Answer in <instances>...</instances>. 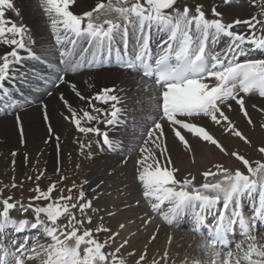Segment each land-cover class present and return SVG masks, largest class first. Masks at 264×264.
Returning a JSON list of instances; mask_svg holds the SVG:
<instances>
[{
  "label": "snow or ice",
  "instance_id": "6c2138e0",
  "mask_svg": "<svg viewBox=\"0 0 264 264\" xmlns=\"http://www.w3.org/2000/svg\"><path fill=\"white\" fill-rule=\"evenodd\" d=\"M231 2L232 0H224L225 4ZM41 3L55 34L56 43L62 46L59 65L48 64L51 74L40 78L45 84L51 83L53 87H59L60 84L69 83L66 79L68 74H75L84 67L99 68L111 61L113 52L115 63L120 68L140 73L142 81L147 78L150 82H145L142 86L154 90L152 98L157 100L159 119L148 130L144 146L140 148L142 156L137 160L136 179L143 187L144 197L152 201L151 210L159 213L168 225L191 212L195 225L193 231L203 235L200 229L205 225V213L215 211L222 201L223 210L219 212L215 224L208 229L210 243L202 246L208 249L214 261L221 258V253L214 251L218 245L228 249L223 264H264V245L259 244L258 236L254 234L257 222H264V162L257 160L253 166L243 155L233 152L231 155L242 161L247 174L240 169L232 170L223 164H215L214 170L209 169L201 174L204 182L197 186L194 183L196 177L191 173L183 179L177 178L179 169L172 166L163 127V123H167L174 136L189 151L191 145L182 134L185 132L214 145L225 155L228 154L220 142L197 123L203 118L217 126H223L226 132L248 142L235 128L225 110L230 111L231 102L234 101L243 115L248 117L241 93L255 92L264 97V59L244 62L237 60L238 55L246 54L243 48L245 44L264 50V27L259 29L262 34L256 35V25H264V20L252 16L249 20L237 19L225 23L222 13L216 11L215 7L211 10L212 18H209L203 5L190 8L185 4L181 7L178 0H99L92 10L83 14L70 10L75 0H41ZM252 4L258 6L259 14L264 16V0H252ZM7 10L19 15L13 0H0V45L11 49L0 56V100L11 95L6 83L16 79L17 65L22 64L25 59L21 50L27 52L32 59H40L28 47L33 41L26 28L8 19ZM242 23L253 30L250 35L233 30ZM153 31L164 33L167 37L159 45L160 51L155 58L150 47ZM130 32L134 40L131 47ZM222 37L228 38V47L219 52L209 50V42L217 43ZM81 42L89 47H82ZM117 42L120 46H117ZM92 48H95L94 52H91ZM105 54L107 59H101ZM70 86L78 97L89 101L92 111L80 110L78 113L61 96L71 113L68 119L74 122L80 133L102 136L103 145L116 150L119 145L109 138L107 132H101L99 127L82 126V121L85 124L95 121L117 125L123 111L117 106L121 98L111 94L114 89H104L98 93L96 100L103 104L113 102L112 110L107 112L94 107L90 103L92 98L84 97L75 84ZM51 94L49 91L48 95ZM17 103L13 101L6 106L15 107ZM248 122L252 123L250 118ZM84 147L86 145L81 144L82 151ZM259 151L264 153V147ZM209 178L213 182H209ZM76 187L73 185L69 188L68 195L61 193L54 198L52 194L56 190V183L49 185L46 190L37 186L34 189L37 194L31 200L46 202L42 206H36L30 201L25 207L22 202H11L12 197L0 201L3 205L0 210V234L8 228L15 232L26 228H42L46 238L51 241L32 248L19 244L14 251H9L0 243V264H26V261L32 259H39L40 264H126L123 256L118 254L128 243L127 240L114 251L105 250L111 247L110 241L115 240L118 232L101 241L98 234L111 233V229L102 224L96 228L84 227L85 223H92V217L87 216V211L92 208V201L86 199L81 188L73 202L72 192ZM245 200L252 208L250 220L243 214ZM166 204L168 206L165 210L163 206ZM29 209L34 213L35 222L28 219L16 220L11 216L13 210L25 213ZM77 212L80 219L77 218ZM61 218L66 223H60ZM234 226L239 227L244 237L243 241L235 243V251L228 240V234L234 233ZM124 227L125 225H120V228ZM242 244H246V247H242ZM145 258L146 252L139 257L137 264ZM161 259L167 264V251ZM150 264H160V261L153 259ZM192 264L199 262L193 261Z\"/></svg>",
  "mask_w": 264,
  "mask_h": 264
},
{
  "label": "bare ground",
  "instance_id": "6f19581e",
  "mask_svg": "<svg viewBox=\"0 0 264 264\" xmlns=\"http://www.w3.org/2000/svg\"><path fill=\"white\" fill-rule=\"evenodd\" d=\"M98 2L99 0H75L70 10L76 14H83L92 10ZM178 3L181 7L186 4L190 8L203 5V10L209 18H212L211 10L215 7L216 11L222 13L225 23H231L237 19L241 21L249 20L253 15L259 14L256 6L252 4V0H237V2L232 0L230 4H225L224 0H178ZM13 4L19 15L17 16L12 10H7L6 17L24 26L27 33H30L28 36H31L34 31L35 36L31 39L33 43L29 44L32 53L45 56L50 60L55 55V44L51 34L50 22L44 12L41 0H13ZM257 19L264 20L261 15H257ZM258 26V28L264 27L263 25ZM233 30L246 35H250L253 31L243 23L236 25ZM257 33L256 31L257 36L262 34L261 31ZM155 34L162 39L167 38L164 33L155 32ZM27 38H25L26 41ZM225 38L222 37L219 42H222ZM228 43L227 40L225 48L228 47ZM83 44L86 48L89 47L88 44ZM10 50L8 46L0 45V56ZM22 53L24 52L22 51ZM259 55H264V50ZM34 62L26 57L22 64L35 66ZM36 67L30 73L28 82L34 80L35 71L38 69V66ZM19 75L17 67L16 77H20ZM66 79L69 83L60 84L59 87H53L51 83L42 84L40 87L43 91L40 90L38 93L36 86L41 82L37 83L36 86L32 85L35 88L28 90L31 102L25 103L21 107L24 108L22 110L17 108L12 113L13 115L0 118V136H5L2 141L0 140V152L8 150L9 142L17 155L16 158L23 159L27 155L28 159L38 165L47 161L50 164V170L62 168V172H64L72 167L75 172L81 173L84 177L86 192H88L92 201V208L87 211V216L92 217V223H85L87 227L85 225L84 227L96 228L102 224L104 227L111 229V233L100 232L98 234L101 241L107 239L110 234L118 232L119 235L117 238L115 237L114 241H110V244L111 246L115 245L117 248L120 241H128L120 251L121 255L125 257L126 264H137V260L145 252L146 258L144 261H140V264L145 262L150 264L153 259L160 261V264H165V261L161 259L165 251L168 252L167 264H184L185 261H187V264H192V259L188 257L196 250L197 242L188 244L187 235L182 234L179 230L173 231V235L169 236V230L166 227L161 226L156 231V226H144L143 223L145 222L140 224V226H144L143 230L135 227L132 228V232L128 228L125 229V232H121L123 228H120L121 224L127 227L133 221H140L141 218H144V213L149 210L150 200L144 197L143 187L136 179L138 174L137 160L141 158L142 153L136 152L137 154H134L131 152L140 150L141 144L147 138L148 130L151 129L154 121L159 119L158 110L155 106L157 100L152 98L155 94L154 90L142 86L143 83L150 82L147 80L142 81L137 74L130 71L106 67L97 69L96 67H84L75 74H68ZM71 84H75L84 97L92 98L90 103L94 107L102 108L107 112L112 110L111 103L113 102L103 104L96 100L95 96L104 89H114L111 94L121 98L117 106L123 110L120 118L128 119L126 123L123 124L120 121L117 125L111 126L95 121L85 124L82 121V126L99 127L101 132H107L109 138L119 145L116 150H110L106 145H103L102 136H97L95 133H80L74 122L68 119L71 113L64 101L61 100V96L78 113L80 110L92 111L89 108V101L78 97L73 92ZM13 88V85L9 87L10 93L15 96ZM49 91H51V95H48ZM241 95L244 96L245 110L248 117L243 115V112L234 101L231 102V110L226 109L225 113L248 142L229 132L225 134L226 130L223 126L216 125L215 127V124L211 125L207 118L197 121L220 142L227 151V155L214 145L203 142L200 138L185 132L182 134L185 135L191 145V151H189L174 136V132L169 125L163 123L164 141L167 145L168 155L172 160V166L179 169L176 173L178 179H183L191 173L196 177L195 182L201 184L204 182L201 174L208 167L218 162L220 164L226 162L232 170L240 169L247 174L242 161L233 159L231 153L238 152L249 162L263 157L259 149L264 147V97H260L255 92L250 95L241 93ZM249 118L252 123L248 122ZM102 119H104L103 116ZM128 121L131 123H128ZM138 138H142V141ZM21 142L26 145L25 149L21 148ZM81 144L86 145L83 151L81 150ZM149 147H152V145L149 144ZM156 154L159 156V152ZM193 157L195 162H193ZM129 189L132 191H129ZM167 206V204L164 205V209ZM102 209H104V215L99 212ZM33 217L34 213L29 212L22 216L23 219L35 222L32 221ZM65 222L61 218L60 223ZM39 230L41 231L39 237L31 236L32 242H35L36 246L50 243L51 241L46 238L43 229L39 228ZM144 231L146 233L141 235ZM175 232L178 234L176 235ZM153 236H155L154 240L152 239ZM169 237H171L170 244ZM259 238V244L263 245L264 239ZM105 250L112 251L111 247ZM129 253H134V255H129Z\"/></svg>",
  "mask_w": 264,
  "mask_h": 264
},
{
  "label": "rangeland",
  "instance_id": "374dc122",
  "mask_svg": "<svg viewBox=\"0 0 264 264\" xmlns=\"http://www.w3.org/2000/svg\"><path fill=\"white\" fill-rule=\"evenodd\" d=\"M182 1H184V0H182ZM236 2H237V0H236ZM256 8H257V11H259V13H260V8L258 6H256ZM257 15H260V14H257ZM257 15L255 14L253 16H257ZM262 17L264 18V16H262ZM28 34H30V33H28ZM34 36L35 35H34V31H33V34L31 33V36H30L31 39H33ZM207 120L211 125L214 124L209 119H207ZM215 127H216V125H215ZM219 127H221V126H219ZM226 133L227 132H225V134ZM0 137H2V138H0L1 141L3 140V137L5 138V136H2V135ZM221 137H222V135H221ZM143 146H144V143L141 144L140 148ZM25 147H26V145L22 143L21 148L25 149ZM11 150H13V147L8 142V150L0 152V154H1L0 155V201H2L5 198L12 197L11 202H22L25 207L28 206L30 201L32 204L37 205V206L43 205L46 202L31 200V198L37 194L34 191V189L37 186H39L41 189L46 190L47 187L49 185H51L52 183H56V190L52 194L54 198L59 197L61 195V193H63L65 196L68 195L69 194L68 189L72 188L73 185H76L77 187L72 192V196L74 197L73 202H75V197L78 196L81 188L85 192L86 199L90 200V196L88 195V192H86V189H85L86 186L84 185L85 184L84 177L81 175V173H78V171L75 172V170L72 167L71 168L69 167L64 172H62V168H60V169L55 168V170H52V169L50 170V164L47 161L44 162V164L40 163L38 165V164H35V162H33L31 159H28L27 155H25L23 157V159L16 158L17 155L14 153V150L13 151H11ZM136 152L139 153L140 150L133 151L131 153L135 154ZM262 154H263V157H261V159H253V160H251L250 163L253 162L252 164L255 165L254 162L257 160H259V161L262 160L261 162H264V153H262ZM233 159H235L236 161H239L235 157H233ZM221 163L225 167H228V168L230 167L229 164L226 162H221ZM217 164H220V163L218 162ZM209 169H213V165L207 168V170H209ZM37 177H40V178L37 179ZM13 184H15L16 186L12 187ZM129 191H132V190L129 189ZM2 207H3V205H2V203H0V210H2ZM18 208H19V205H18ZM148 209H150V208H148ZM103 211H104V209H102V211L99 210V212H101L100 213L101 215H104ZM27 212H29V210ZM27 212H25L24 214H26ZM17 213H19V215L23 214L22 212H20L18 210H13L11 212V215H15ZM95 213H96V211H95ZM77 218L78 219L81 218L80 214L78 212H77ZM144 218H141L140 221H137V222L133 221L127 227H124L123 228L124 230L122 229L121 232H125L127 230L126 228L130 229L132 232L133 231L132 228H135V227L141 228V230H143V227L145 226V224L143 223L144 226H140V224L142 222H145L146 218L145 219ZM148 220H150L151 222L153 221L154 222L153 225L155 226V222L157 220H154L153 217L152 218L148 217L147 221ZM85 226L87 227V224H85ZM156 228H157L156 229V231H157L160 227H156ZM172 232L168 231L169 236L173 235ZM145 233H146V231L141 233V235H143ZM175 234L177 235L178 233L175 232ZM116 238H117V236H116ZM98 239H100V236H98ZM259 239H264V237H261ZM187 241L189 242V240H187ZM121 242L122 241L119 242L118 246H120L123 243V242L122 243ZM262 244L264 245V241L262 242ZM113 246L115 247V245L111 246L112 251H114L116 249V247L114 248ZM195 253L196 252L194 251V254ZM192 254L193 253H191L189 255V257H188L189 259H191L190 257ZM118 255L122 256L121 252ZM196 257H197V254H196ZM123 258H125V257L123 256ZM127 264H132V263H127ZM144 264H147V262H145Z\"/></svg>",
  "mask_w": 264,
  "mask_h": 264
}]
</instances>
